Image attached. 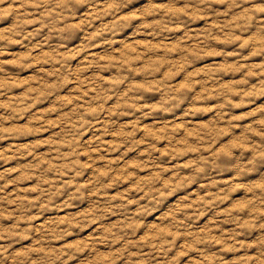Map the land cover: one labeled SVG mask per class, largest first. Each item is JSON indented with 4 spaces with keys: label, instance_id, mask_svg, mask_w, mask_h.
Returning a JSON list of instances; mask_svg holds the SVG:
<instances>
[{
    "label": "clouds",
    "instance_id": "1",
    "mask_svg": "<svg viewBox=\"0 0 264 264\" xmlns=\"http://www.w3.org/2000/svg\"><path fill=\"white\" fill-rule=\"evenodd\" d=\"M0 264H264V0H0Z\"/></svg>",
    "mask_w": 264,
    "mask_h": 264
}]
</instances>
